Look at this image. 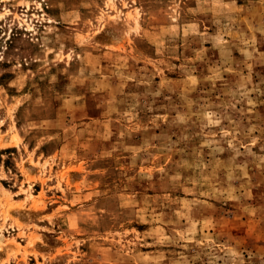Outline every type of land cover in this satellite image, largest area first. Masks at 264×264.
Listing matches in <instances>:
<instances>
[{"label":"rangeland","instance_id":"rangeland-1","mask_svg":"<svg viewBox=\"0 0 264 264\" xmlns=\"http://www.w3.org/2000/svg\"><path fill=\"white\" fill-rule=\"evenodd\" d=\"M0 264H264V0H0Z\"/></svg>","mask_w":264,"mask_h":264},{"label":"trees","instance_id":"trees-1","mask_svg":"<svg viewBox=\"0 0 264 264\" xmlns=\"http://www.w3.org/2000/svg\"><path fill=\"white\" fill-rule=\"evenodd\" d=\"M0 154H1V152H0Z\"/></svg>","mask_w":264,"mask_h":264}]
</instances>
